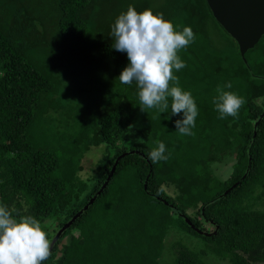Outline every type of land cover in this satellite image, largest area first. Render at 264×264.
I'll use <instances>...</instances> for the list:
<instances>
[{
  "label": "trees",
  "instance_id": "trees-1",
  "mask_svg": "<svg viewBox=\"0 0 264 264\" xmlns=\"http://www.w3.org/2000/svg\"><path fill=\"white\" fill-rule=\"evenodd\" d=\"M42 1L45 15L35 0H0V202L40 220L50 241L121 153H141L119 160L42 264H161L167 254L171 264H264V116L252 137L264 106V35L243 60L205 0H162L166 19L196 33L175 72L199 109L183 136L178 116L141 111L135 84L119 82L127 58L111 47L112 0ZM218 90L245 101L236 118H218ZM160 141L168 159L153 163L148 152ZM94 147L101 157L83 178ZM183 216L204 233L212 220L216 234L196 233Z\"/></svg>",
  "mask_w": 264,
  "mask_h": 264
},
{
  "label": "clouds",
  "instance_id": "clouds-1",
  "mask_svg": "<svg viewBox=\"0 0 264 264\" xmlns=\"http://www.w3.org/2000/svg\"><path fill=\"white\" fill-rule=\"evenodd\" d=\"M109 37L111 47L127 58L117 78L122 85L135 84L140 110L155 108L160 114L167 113V119L178 116L173 120L175 131L192 135L199 109L175 75L186 67L180 51L196 40L191 26L180 28L162 13L150 8L137 11L130 4L115 17ZM224 87L231 88V84ZM244 102L236 93L223 90L213 98L219 119L236 118ZM148 159L153 163L168 159L164 142L148 152ZM49 255L50 241L41 221L31 215H15L0 202V264H42Z\"/></svg>",
  "mask_w": 264,
  "mask_h": 264
},
{
  "label": "water",
  "instance_id": "water-1",
  "mask_svg": "<svg viewBox=\"0 0 264 264\" xmlns=\"http://www.w3.org/2000/svg\"><path fill=\"white\" fill-rule=\"evenodd\" d=\"M207 7L211 13L213 19L222 27L223 31L228 34L234 41L239 56L244 60V54L252 49L256 43L259 41L262 35H264V0H205ZM264 112L257 117V120L253 124V135L255 136L256 128L260 120H262ZM141 154L136 151H128L121 153L114 161L110 172L108 173L106 179L104 180L99 192L92 196L88 203L83 206L68 222L64 223L54 234L50 240V250L52 249L54 243L59 239L61 234L68 229L72 223L79 217V215L91 204L100 192L104 190L108 181L111 179L115 168L119 160L128 154ZM250 166V157L248 158L247 170ZM150 171V170H149ZM245 174L242 176L243 179ZM148 175L146 176V179ZM237 183L233 184L231 187L236 186ZM146 186V181L144 182V188ZM226 190L224 194H226ZM164 204H167L163 201ZM168 205V204H167ZM202 213V212H201ZM185 222L198 234L213 236L216 234L217 225L212 221H206L210 223L215 230L212 233H204L199 229L195 228L194 225L190 223L188 218L183 216Z\"/></svg>",
  "mask_w": 264,
  "mask_h": 264
},
{
  "label": "rangeland",
  "instance_id": "rangeland-1",
  "mask_svg": "<svg viewBox=\"0 0 264 264\" xmlns=\"http://www.w3.org/2000/svg\"><path fill=\"white\" fill-rule=\"evenodd\" d=\"M118 1H119V4H118ZM120 1L121 0H112V2H114V10H115L117 15L122 11V9H126L128 7V5H130L132 3L136 4V6H138L140 8H142L145 5H148L149 8H151L152 10L158 9L159 13H162L163 15L165 14V13H163V10H162V7L165 5V3H161L162 0H124L125 5L120 3ZM34 4L39 6V10L38 11L40 12V14L45 15L46 13H49V11H48V9H49L48 8L49 7L48 3L46 4L42 0H35ZM110 9H111V6H110ZM107 10H109V9L107 8ZM51 39H53V38H51ZM87 56L94 57V58L97 57L96 54L94 52H91V51L87 52ZM101 151H102L101 147H98V148L94 147L85 155V157L83 158V162H82L84 170L81 172V175H82L83 178L86 177V175L89 173L90 169L93 168L94 163L101 157ZM218 167H219L218 164H214L212 168L218 169ZM177 236L178 235H176L175 232L172 235H170V236L168 235V237L166 238V242L168 243V245L170 243H172L174 240H179V238ZM191 243H192V245L193 244H197V246L199 248H203V246L201 244L202 241L199 238H196L195 241L191 242ZM184 245H185V247H189L188 244H184ZM171 256L172 255H169V254L164 256L162 258L163 261L161 260L162 261L161 264H171V262H172ZM214 260H216V258ZM221 263L222 264H229L226 260L222 261V262H219L218 264H221Z\"/></svg>",
  "mask_w": 264,
  "mask_h": 264
},
{
  "label": "flooded vegetation",
  "instance_id": "flooded-vegetation-1",
  "mask_svg": "<svg viewBox=\"0 0 264 264\" xmlns=\"http://www.w3.org/2000/svg\"><path fill=\"white\" fill-rule=\"evenodd\" d=\"M264 112V106H263V108H262V110H261V113L260 114H262ZM259 114V115H260ZM209 221H212V220H209ZM213 222V221H212ZM206 223V222H205ZM214 223V222H213ZM206 224H208L209 226H211V229H210V232H206V233H212L214 230H215V228L210 224V223H206ZM217 229H218V227H217ZM217 232V231H216Z\"/></svg>",
  "mask_w": 264,
  "mask_h": 264
}]
</instances>
